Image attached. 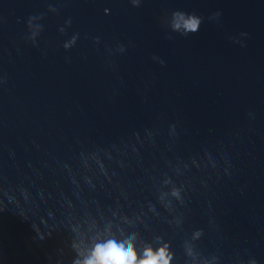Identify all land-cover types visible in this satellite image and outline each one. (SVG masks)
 Listing matches in <instances>:
<instances>
[{"label":"water","instance_id":"1","mask_svg":"<svg viewBox=\"0 0 264 264\" xmlns=\"http://www.w3.org/2000/svg\"><path fill=\"white\" fill-rule=\"evenodd\" d=\"M109 240L264 264V0H0V264Z\"/></svg>","mask_w":264,"mask_h":264},{"label":"clouds","instance_id":"2","mask_svg":"<svg viewBox=\"0 0 264 264\" xmlns=\"http://www.w3.org/2000/svg\"><path fill=\"white\" fill-rule=\"evenodd\" d=\"M183 24H175L174 28L179 30L181 27L184 29V35L187 37L189 33H196L200 27V20L195 15H190L187 19H184L181 15ZM146 259L137 261V257L134 254V248L129 247L128 243H118L114 240H109L105 244L97 246L94 257L87 261V264H168L167 260H164V251L153 254L151 250H147ZM159 257V261L157 260Z\"/></svg>","mask_w":264,"mask_h":264}]
</instances>
